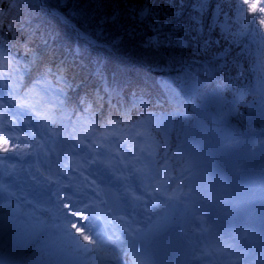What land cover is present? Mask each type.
<instances>
[{
    "label": "clouds",
    "instance_id": "clouds-1",
    "mask_svg": "<svg viewBox=\"0 0 264 264\" xmlns=\"http://www.w3.org/2000/svg\"><path fill=\"white\" fill-rule=\"evenodd\" d=\"M134 7L140 10L133 19L151 26L150 0ZM155 7L189 8L198 32L208 17L217 45L222 40L237 56L243 54L233 94L241 104L264 101V0H193L190 5L164 0ZM17 22L15 31L8 25L10 39L0 35V194L5 197L0 220L5 229L38 237L49 264H160L153 239L179 225L191 259L251 264L249 250L240 243L250 230L220 234L211 243L197 241L211 228L200 205L210 198L232 199L224 174L209 167L210 154L242 141L225 135L222 127L174 139L157 117L181 112L175 102L156 100L143 85L121 86L106 74L79 78L39 24ZM245 63L260 66L251 81L255 92L245 91ZM260 143L264 140L250 151ZM98 166L120 183L119 189L101 183L92 171ZM37 189L48 195L37 200L32 195ZM233 207L236 213L246 211L243 201Z\"/></svg>",
    "mask_w": 264,
    "mask_h": 264
},
{
    "label": "trees",
    "instance_id": "trees-1",
    "mask_svg": "<svg viewBox=\"0 0 264 264\" xmlns=\"http://www.w3.org/2000/svg\"><path fill=\"white\" fill-rule=\"evenodd\" d=\"M163 2L150 0L155 19L148 18L149 26L133 19L140 10L134 6L142 5L144 0H0V21H3L0 35L10 39L8 25L15 31L20 26L18 20L27 27L39 24L57 54L75 66L81 79L93 72L106 74L110 81L121 86L143 85L152 97L161 101L171 100L180 86L185 99L198 106L194 113L200 112L202 101L208 103V108L222 102V107L235 108L228 120L235 132L264 134V101L241 104L233 94L240 85L237 63L243 54L237 56L236 50L222 40L217 45L208 17L203 20L204 31L198 32L189 8L157 10L156 4ZM185 2L190 5L193 0ZM181 24L183 28L174 27ZM244 67L248 85L245 91L255 92L251 81L260 70L255 65L248 68L246 63ZM166 73L175 76V83ZM179 98L175 103L184 112L187 103ZM168 116L172 122L168 133L174 139L185 132L191 135L201 132L197 119L187 111L185 116L162 112L157 117L161 129ZM33 252L45 254L40 239L31 244L28 253Z\"/></svg>",
    "mask_w": 264,
    "mask_h": 264
},
{
    "label": "bare ground",
    "instance_id": "bare-ground-1",
    "mask_svg": "<svg viewBox=\"0 0 264 264\" xmlns=\"http://www.w3.org/2000/svg\"><path fill=\"white\" fill-rule=\"evenodd\" d=\"M92 171L102 177L101 183H114L118 188L120 187V183L114 180L106 170L98 166ZM237 180L241 184L240 191L243 197L253 204L251 210L247 208L248 206H244L246 210H249V214L246 215L247 219L244 220L245 223L239 219V215L242 214L236 213L233 207L235 201H240L236 192H231L232 199L227 203L210 198L207 202H203L200 205L201 211L207 217L208 224L211 225L210 232L198 236L197 241L204 240L211 243L217 235H224L227 230H231L230 233H243L245 230H250L247 237L240 241L241 246L249 250L251 264H264V189L256 193V188L251 182L248 180V182L244 181L239 177H237ZM133 182L135 183L134 180ZM44 196L46 195H42V197ZM190 223L195 224L196 222L191 221ZM196 226L199 227V224H196ZM180 235L181 232L178 225L173 229L158 233L154 237L153 243L157 247L156 249L168 248L172 254L176 250ZM19 237L22 240L33 238L32 235L25 232L6 230L3 221L0 220V264H22V249H14V244ZM195 264H213V257L195 260ZM216 264H219V262L217 261Z\"/></svg>",
    "mask_w": 264,
    "mask_h": 264
},
{
    "label": "rangeland",
    "instance_id": "rangeland-1",
    "mask_svg": "<svg viewBox=\"0 0 264 264\" xmlns=\"http://www.w3.org/2000/svg\"><path fill=\"white\" fill-rule=\"evenodd\" d=\"M258 67L259 65H257V68ZM161 86L163 85L161 84ZM180 96L182 99V91L178 94L171 95L170 99L171 101L178 102ZM0 99H3L2 92H0ZM207 104V102L202 101V104L199 107V117L202 118V120L216 125L218 128L222 127L225 135L242 141V143L232 148H217L214 150L210 154L209 167H214L218 172L224 174L222 182L228 185L230 192H236L239 200L243 201L244 206H248L247 208L251 210V205L253 204L243 197V194L240 191L241 184L238 182L237 177L244 181L248 180L251 182L256 188V193H258L259 190L264 189V143H260L254 151H250L254 143L264 140V135H250L245 133L235 135L227 122L228 117L232 114L231 109L222 107V102L212 108H208L209 106H207ZM190 108L197 109L198 106L190 105ZM176 114L185 116L186 112H176ZM164 125L166 130L170 128L171 122L169 116L166 118ZM40 193L43 192L37 189L32 195L37 200H42L43 198L40 197ZM4 199L5 197L3 194H0V203H2ZM248 209L242 213V215H239V219H241V222L243 223H245L244 220L247 219L246 215L249 214ZM243 215L244 217H242ZM144 226L147 227V224ZM230 232L231 230L225 231L224 236L231 235L232 233ZM38 239V237L26 240H22L21 237L17 238V241L14 244V249H22V264H49L45 254L40 255L38 252H33L29 255L28 253L31 244L35 243ZM41 260H43V262H41Z\"/></svg>",
    "mask_w": 264,
    "mask_h": 264
}]
</instances>
